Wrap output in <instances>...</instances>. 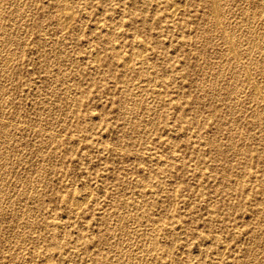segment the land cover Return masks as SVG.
<instances>
[{
    "label": "rangeland",
    "instance_id": "1",
    "mask_svg": "<svg viewBox=\"0 0 264 264\" xmlns=\"http://www.w3.org/2000/svg\"><path fill=\"white\" fill-rule=\"evenodd\" d=\"M19 1L0 0L1 8L5 2V6L0 12V14L5 12V14L3 13L0 15L2 17L0 19V35L2 36V38L0 36V46L1 48L5 47L6 50H8L7 52L5 48H0V61L4 60V58L6 59L5 64L0 66L2 67L0 68L2 69L0 70L1 75H5L4 77L0 76V83L2 82L0 84L2 86V88L0 86V110L2 114H0V117L2 116L0 119L2 122H0V156H2L5 151L7 152L4 153L2 158L0 157V177L4 174L0 178V204L2 206H0V264H10L11 262V264H98L96 262L97 259L105 260L103 263L106 264H264V262H262L264 259V219L262 218L264 217H260L262 216V213H264V159L258 158V155L264 150V133H261L264 132V121H262V123L260 121L250 123L252 119L251 117L258 112L264 111L262 110L264 109V43L263 46L262 43H259V41H264L262 40V38L264 39V0H257L258 2L256 0H248L249 2L247 0H213L216 2L217 7H220L218 11L220 12L219 16L221 17H219V25H216L213 20V13L210 10L211 5H209L211 0H180L179 4L184 2V6L180 5V8L174 13V15L169 11L170 0H23V3L25 2V4H22V0ZM29 1L30 3H28ZM240 1L241 4L239 3ZM253 1L259 4L254 5L256 3ZM260 1L261 5L263 4V7L260 5ZM1 2L3 4H1ZM6 2L8 4H6ZM221 2L222 4L224 3V5L226 4V7L222 6V4L219 6L218 4ZM229 2H236L235 6L233 5L232 7L233 3L228 5ZM20 3L23 6H21ZM247 3H249V5ZM243 4L244 6L246 5L247 8L244 7ZM25 5H28V7ZM61 6L74 13V19L71 23H68V25L63 23L59 24L60 22L57 19V14L62 9ZM80 6L83 8L82 10ZM251 6L252 8L250 9ZM259 6H261L260 9ZM230 7L232 9L235 7L233 10L234 13L232 12V9H229ZM18 8L22 10L20 11ZM25 8L27 10L24 12ZM77 8L81 11L78 12ZM204 8L206 10L205 13L208 10L207 15L203 12ZM10 10L12 12L11 14L13 16L15 15V17L11 14L8 15ZM249 11L251 14H248ZM24 13H26V16ZM231 15L232 17L229 18L228 16ZM27 16L28 18H24ZM226 16L228 18H226ZM6 17L8 18L5 19ZM10 17L12 18L11 21L9 20ZM143 17L146 19L145 25L142 23ZM239 17L242 21L238 19ZM245 17L247 21H245ZM80 20L83 23L79 22ZM112 20L114 22L111 23ZM6 21H8V23ZM49 21L52 22L49 23ZM204 21L207 22L203 26L202 24L205 23ZM9 22L11 23L9 24ZM20 22L23 23V26ZM96 22L99 23V25ZM101 22H104L103 25ZM255 22H258V24L260 23V25L258 26ZM78 23H81V26L80 24L78 25ZM169 23L171 25H169ZM3 24L6 26L4 27ZM82 24L86 25L83 26ZM221 24H224V26ZM65 25H67V27H65ZM254 25L257 26L255 27ZM240 26L244 28L243 31ZM81 27L82 29H80ZM212 27L214 30H212ZM238 27L240 29H238ZM20 28L23 30H19ZM107 28L111 30H108ZM235 28L237 31H235ZM70 29L72 30L70 31ZM94 29L97 32L94 31ZM117 29L119 30L117 31ZM18 30L21 31L22 34H20ZM254 30H256L258 34L262 31V36L259 34V36L256 35V38H254V35L257 34ZM234 31L237 32L236 35ZM111 32L112 34H110ZM9 34H13L12 38L14 39H12ZM15 34L20 36L17 35V37ZM28 34L31 35L28 36ZM231 35L232 37H230ZM131 36L133 37L131 38ZM45 37L46 39H44ZM235 37H237V39L241 37L242 39L239 38L238 40L240 41H237ZM226 38L231 40L234 38L232 41H236V44L234 42L233 45V50L235 49L234 52H231L228 48ZM5 39L7 40V45ZM134 39H141L142 42H145H143V44H147L145 45L146 47H144V51H142L143 53L140 52L138 46H136L137 41H135L134 44ZM10 40H12V44ZM98 40H101L102 42H97ZM252 40L255 41L252 42ZM2 42L4 44L3 46L1 45ZM255 43L256 45L258 44V48L255 46ZM85 44H89V46ZM202 44L204 47H201ZM242 45L244 47H242ZM247 46L253 47L249 49ZM11 47L12 49H10ZM44 47L45 49H43ZM65 48H67V51H65ZM255 48L258 49L259 53H255L257 50ZM18 49L20 50L18 51ZM220 49L222 50L220 51ZM56 51L59 52V55ZM89 51H93L95 54L98 52L102 55H100L101 57L98 55V60L97 55H95V59H91V57H89ZM202 51L204 52L202 53ZM213 51L215 52L213 53ZM239 51L242 53L241 56L244 57L240 56ZM235 52L238 53L236 54ZM7 53H9V56ZM210 53H213V55ZM246 53H248V55H246ZM3 54H6V56H3ZM116 54L121 56L125 54L126 56L128 55L127 58H132L129 59L130 62L127 66L128 69L127 67L121 68L122 64L120 61L117 63L115 62L112 66H107L102 62L104 57H110ZM238 54L240 58L236 56ZM125 55L123 57H126ZM138 55L141 56L139 57ZM235 56L238 58L233 59L232 57ZM51 57L57 58H52L51 61ZM220 57L222 58L220 59ZM228 57L231 60L228 59L226 61ZM247 57H249V60ZM252 59L255 60L253 61ZM73 60L74 62H72ZM92 60L95 61L91 62ZM139 60H145V64L144 61L142 62ZM223 60L226 62L224 63ZM46 61H49V63ZM53 62L56 63L53 65ZM135 62H137V64H135ZM1 63H4V61L0 62V65ZM47 63L49 65L52 64L51 67L48 66L47 68ZM6 64L8 65L6 66ZM134 64L138 68H136ZM214 64H216L215 67L217 66L216 69H211L215 68ZM234 64H236V66ZM147 65H149V67ZM151 66H153V68ZM198 66L200 70L198 69ZM8 67H10V69ZM15 67L17 68L15 69ZM60 67H63L62 70ZM237 67H239V69ZM3 68L6 71H3ZM13 68L15 70H13ZM53 68L56 70L54 71ZM208 69H211V72ZM143 71L148 72L150 75L146 72L145 73L149 75V77H147ZM203 71L207 72L205 73ZM230 71L232 73L231 75L229 73ZM4 72L8 74L6 75ZM138 72L140 73L138 74ZM11 73L13 74L12 76ZM204 73L206 75H203ZM59 74H61V76ZM211 74L215 76L217 74L218 76L213 77ZM233 75L237 76L236 80L232 78ZM8 76L10 79H8ZM135 76L136 78H134ZM142 76L143 78H141ZM200 76H206V78L204 79V77L202 78ZM248 77H250V80ZM3 78L5 82H3ZM138 79L141 81L139 82ZM201 79L203 82L200 81ZM63 80H65V85ZM136 80H138L136 82L137 84L135 83ZM158 80L159 85L157 83ZM68 81L71 82V84L67 83ZM144 81H147V83ZM50 82H54V84L52 85ZM193 82H196V84ZM201 82H205L203 86ZM155 84L156 87H154ZM199 85L200 87H198ZM130 86L131 88L129 89ZM150 86H153L155 89H153V87L150 88ZM213 86L214 90L217 88L218 90L214 91L211 89L210 91V88H213ZM233 86L236 87L231 89ZM144 88L145 92L143 93ZM156 88L159 89V91ZM240 88H242V90L245 89V92ZM250 88H252V90ZM4 89L5 92L1 91ZM151 89L153 93L151 92ZM135 90L139 91L136 92ZM7 91L12 93L9 92L10 94H8ZM251 91L253 93L255 92V95ZM51 92L53 93L51 94ZM69 92L72 94L70 95ZM148 92L149 96L147 94ZM157 92H160V96ZM1 93L6 94L1 95ZM15 93L17 94L16 96H14ZM154 93H156V95ZM211 93H213V95H211ZM237 93L239 94L237 95ZM251 93L252 95H250ZM218 94L220 95L218 96ZM138 96L140 98H138ZM7 97H10L11 99ZM251 97H253L252 101ZM148 98L151 101L149 100L150 102L148 101L147 103L145 100H148ZM125 99H127L126 103ZM139 99L141 100V103L139 102ZM133 100L134 105L132 106ZM157 100L160 102H157ZM209 100H211V102H209ZM244 100L245 102H243ZM119 101H124L125 107L123 111L117 107V102ZM173 101L179 103L180 105L178 106L181 108H172L169 104ZM205 101L207 103H205ZM143 102L144 106H142ZM8 103L10 104L8 105ZM248 103L249 105H246ZM3 104L6 105L2 106ZM199 104L201 105L199 106ZM238 105H240V107ZM241 105H245V109L237 110V108H244ZM130 106L133 109L135 106L136 108L131 112L132 108L130 109ZM5 108H7L8 112ZM69 108L70 110H68ZM228 108H230V110H228ZM128 109H130V112ZM49 110L51 112H49ZM65 110H67V114ZM243 110L244 113L242 112ZM127 112H129V116L126 114ZM130 113L132 114L130 115ZM181 114L183 115V119L179 118ZM136 115L138 116L136 117ZM12 116L14 117L12 118ZM126 116H128V118ZM146 118L148 121L150 119V122L147 121V124L149 125L144 122ZM141 121L144 122V126L146 125L144 128ZM136 122L138 123L139 128L134 131L132 127L134 124H137ZM52 123L54 125H51ZM32 126L33 128H31ZM129 127H131L130 130ZM233 128L236 129L232 130ZM102 130L103 132H101ZM7 132L9 135L11 134V136L6 134ZM5 135L8 136V138L7 136L6 138L9 141H6V139L3 140ZM128 135H130V137ZM137 137L138 139L135 143V139L133 138ZM242 137H244V139ZM212 138L217 141L221 148V154H219V151H217L211 143L210 140ZM230 138L232 139L231 141H229ZM20 139L21 142H19ZM234 140L236 142H234ZM16 142L18 143L17 145H15ZM37 142H39V145H36ZM233 142L234 145L236 144L235 146L233 145ZM10 144L12 145L11 148ZM22 146L23 148H26V150L23 149ZM246 147L250 148V151H248L250 154L245 153ZM140 150H144V154ZM44 151H46V153ZM158 154H160L161 157ZM153 156H157V158H154ZM8 157L9 159H6ZM47 158L50 160L47 162L52 166L51 168L47 167ZM119 159L121 161H119ZM35 161L38 163L36 164ZM155 165H157V167ZM161 166H167V169L163 171L160 169ZM28 169H30V171ZM31 169L33 171H31ZM153 170L159 171L157 172L158 174H155ZM4 171H6V173ZM45 171L46 173H44ZM161 173L163 176L160 175ZM152 174L154 176H152ZM151 176L153 178H151ZM160 176L161 178H159ZM37 181L39 182L36 183ZM126 181L128 183H126ZM36 184H38L39 187ZM86 185L88 188H86ZM138 185H140V189L138 188ZM91 186L92 189L90 188ZM143 186L145 188H142ZM27 188H29V192L27 191ZM73 188H75V191H73ZM148 189L149 191H147ZM168 190H170V192ZM71 191L79 197L85 196L80 208L77 210L73 209L71 204L73 196ZM87 192L91 194L87 195ZM147 192H149V194ZM60 198H65V202L58 207L57 202ZM120 201L127 204L126 207L121 206ZM68 203L70 204L68 205ZM139 203L142 205L140 206ZM19 215L20 217H18ZM120 215L121 219H119ZM104 217L107 219L106 223H103L102 218ZM18 218H20V221ZM23 218L24 220H22ZM119 220H121V223ZM262 223L263 225H261ZM40 224L44 225L45 230L39 227ZM120 226L126 228L125 233H120L118 230ZM252 226L256 230L252 228ZM106 228H109L111 231L105 236V239L101 241L99 239V234L106 230ZM53 232H56L57 239L49 241L47 238ZM114 233L115 239H113ZM103 234L104 233H102V235ZM122 235L125 236L123 237ZM253 238H257V240L255 241ZM201 243L204 244V247ZM115 245L116 247L114 248ZM167 245H170L169 249H165ZM224 245L226 246L224 247ZM141 247L144 249L142 250ZM221 250H223V253L220 252ZM124 251L126 252L124 253ZM177 251L180 254H178ZM141 253L144 254L141 255ZM131 254L136 255V257ZM137 254H140L139 257ZM34 260L36 261L34 262ZM249 261H251V263Z\"/></svg>",
    "mask_w": 264,
    "mask_h": 264
},
{
    "label": "bare ground",
    "instance_id": "2",
    "mask_svg": "<svg viewBox=\"0 0 264 264\" xmlns=\"http://www.w3.org/2000/svg\"><path fill=\"white\" fill-rule=\"evenodd\" d=\"M11 1H12V0H11ZM18 1H19V0H18ZM20 1H21V0H20ZM20 1H19V2H20ZM24 1H25V0H24ZM33 1H34V0H33ZM68 1H69V0H68ZM155 1H156V0H155ZM179 1H180V0H170V10H169V11H171L173 15H174V13H176V11L180 8V5H183V4H184L183 1H182L183 3L179 4ZM189 1H190V0H189ZM191 1H192V0H191ZM215 1H217V0H215ZM222 1H223V0H222ZM233 1H235V0H233ZM236 1H237V0H236ZM247 1H248V0H247ZM256 1H257V0H256ZM21 2H22V4H25V2L23 3V0H22ZM26 2H27V1H26ZM53 2H54V1H53ZM116 2H117V1H116ZM148 2H149V1H148ZM208 2H209V1H208ZM208 2H207V3H208ZM248 2H249V1H248ZM253 2L256 3V4H254V5H258V4H259V3L257 4L258 1H257V2L253 1ZM253 2H251V3H253ZM262 2H263V1H262ZM28 3H30V1H29ZM28 3H27V4H28ZM31 3H32V1H31ZM72 3H73V2H72ZM190 3H191V2H190ZM229 3H230V4H229ZM229 3H228V5H231L233 2H232V3L229 2ZM235 3H236V2H235ZM235 3L232 4V7H233V5L235 6ZM239 3L241 4V1H240ZM1 4H3V3L1 2ZM6 4H8V3L6 2ZM12 4H13V3H12ZM17 4H18V2H17ZM69 4H70V3H69ZM69 4H68V5H69ZM205 4H206V3H205ZM220 4H222V2L219 3L218 5L220 6ZM247 4L249 5V3H247ZM9 5H10V3H9ZM18 5H19V4H18ZM20 5H21V3H20ZM28 5H29V4H28ZM28 5H27V6L25 5V6L28 7ZM37 5H38V4H37ZM46 5H47V4H46ZM50 5H51V4H50ZM70 5H71V4H70ZM70 5H69V6H70ZM73 5H74V4H73ZM109 5H110V4H109ZM189 5H190V4H189ZM209 5H211V9H210V10H211V12L213 13V20H214L215 24L217 25V24L219 23L218 21H220V20H219V17H220V16H219V13H220V12H218L220 7L218 8L216 2H214L213 0H211V1L209 2ZM225 5H226V4H225ZM225 5H224V3L222 4V6L226 7ZM254 5H252V6H254ZM260 5H261V1H260ZM262 5H263V4H262ZM262 5H261V6H262ZM2 6H3V7L5 6V2H4V5H2ZM21 6H23V5H21ZM29 6H30V5H29ZM64 6H65V5H64ZM69 6H68V8H69ZM74 6H75V5H74ZM74 6H73V8H74ZM78 6H79V5H78ZM82 6H83V4H82ZM183 6H184V5H183ZM205 6H206V5H205ZM222 6H221V7H222ZM240 6H241V5H240ZM243 6H244V4H243ZM243 6H241V7H243ZM252 6L250 7V9L252 8ZM261 6H259V9L261 8ZM3 7H2V8H3ZM13 7H15V6H13ZM56 7H57V6H56ZM166 7H167V6H166ZM187 7H188V6H187ZM241 7H240V8H241ZM244 7H246V5H245ZM254 7H255V6H254ZM256 7H257V6H256ZM262 7H263V6H262ZM0 8H1V6H0ZM2 8L0 9V12H1ZM15 8H17V7H15ZM15 8H14V9H15ZM23 8H24V7H23ZM31 8H32V6H31ZM61 8H62V6H61ZM70 8H71V7H70ZM75 8H76V7H75ZM78 8H79V7H78ZM78 8H77V9H78ZM80 8H81V6H80ZM168 8H169V7H168ZM168 8H167V9H168ZM234 8H235V7H234ZM234 8L232 9V8L230 7L229 9H232V12H233ZM237 8H238V7H237ZM246 8H247V7H246ZM248 8H249V7H248ZM4 9H5V8H4ZM9 9H10V6H9ZM12 9H13V8H12ZM12 9H11V10H12ZM18 9H20V8H18ZM58 9H59V8H58ZM82 9H83V8H81V10H82ZM119 9H120V8H119ZM182 9H183V8H182ZM221 9H223V8H221ZM243 9H244V8H243ZM253 9H254V8H253ZM253 9H252V11H253ZM257 9H258V7H257ZM262 9H263V8H262ZM11 10H10V13L8 12V15L12 13ZM15 10H16V9H15ZM21 10H22V9H20V11H21ZM23 10H24V9H23ZM26 10H27V9L25 8L24 12H25ZM33 10H34V6H33ZM46 10H47V9H46ZM59 10H60V9H59ZM81 10H80V11H81ZM210 10H209V11H210ZM240 10H241V9H240ZM245 10H247V9H245ZM245 10H244V11H245ZM254 10H256V9H254ZM12 11H13V10H12ZM18 11H19V10H18ZM31 11H32V10H31ZM38 11H39V10H38ZM80 11H79V9H78V12H80ZM165 11H166V10H165ZM167 11H168V10H167ZM205 11H206V10H205V8H204V11H203V12L205 13ZM228 11H229V10H228ZM228 11H227V12H228ZM236 11H238V10H236ZM236 11H235V12H236ZM15 12H17V11H15ZM15 12H13V13H15ZM47 12H49V11H47ZM73 12H75V11H73ZM98 12H99V11H98ZM121 12H122V11H121ZM207 12H208V10H207ZM207 12L205 13L206 15H207ZM221 12H222V11H221ZM224 12H225V11H224ZM227 12H226V13H227ZM242 12H243V10H242ZM245 12H246V11H245ZM257 12H260V11H257ZM3 13L5 14V12H3ZM3 13H1V14H3ZM19 13H20V12H19ZM19 13H17V14H19ZM54 13H55V12H54ZM169 13H170V12H169ZM230 13H231V10H230ZM230 13H229V14H230ZM233 13H234V12H233ZM236 13H237V12H236ZM252 13H253V15H254V11H253ZM1 14H0V15H1ZM24 14H25V16H26V13H24ZM50 14H51V13H50ZM75 14H76V13H75ZM80 14H81V13H80ZM85 14H86V13H85ZM85 14H84V15H85ZM108 14H109V13H108ZM223 14H224V13H223ZM248 14H251L250 11H249ZM248 14H247V16H248ZM11 15H12V14H11ZM41 15H42V14H41ZM46 15H47V14H46ZM170 15H171V14H170ZM232 15H233V14H232ZM232 15H231V16H228V17L230 18V17H232ZM235 15H236V14H235ZM256 15H258V14H256ZM12 16H13V15H12ZM16 16H17V15H16ZM21 16H24V15H21ZM32 16H33V15H32ZM241 16H242V15H241ZM13 17H15V15H14ZM169 17H170V16H169ZM205 17H206V16H205ZM228 17L226 16V18H228ZM250 17H251V15H250ZM258 17H259V16H258ZM1 18H2V17L0 16V19H1ZM7 18H8V17H6L5 19H7ZM10 18H11V17H10ZM10 18H9V20L11 21L12 18H11V19H10ZM21 18H22V17H21ZM24 18H28V16H27V17H24ZM24 18H23V19H24ZM84 18H85V17H84ZM100 18H101V16H100ZM210 18H211V17H210ZM220 18H221V17H220ZM247 18H248V17H247ZM262 18H263V17H262ZM15 19H16V18H15ZM40 19H41V18H40ZM57 19H58V21L60 22L59 24L63 23V24H67V25H68V23H71L72 20L74 19V13H72L71 10H67V9H65V7H64V8H62V9L58 12V14H57ZM80 19H83V18H80ZM115 19H116V18H115ZM205 19H206V18H205ZM224 19H225V18H224ZM238 19H240V17H239ZM251 19H252V17H251ZM259 19H260V18H259ZM263 19H264V18H263ZM9 20H8V21H9ZM19 20H20V18H19ZM25 20H26V19H25ZM55 20H56V19H55ZM85 20H86V19H85ZM104 20H105V19H104ZM142 20H143V21H142L143 25H145V23H146V19H145V17H143ZM232 20H233V19H232ZM235 20H236V19H235ZM249 20H250V18H249ZM249 20H248V22H249ZM254 20H256V19H254ZM254 20H253V21H254ZM8 21H6V22L8 23ZM13 21H14V20H13ZM15 21H17V20H15ZM20 21H21V20H20ZM22 21H23V20H22ZM29 21H30V20H29ZM102 21H103V20H102ZM207 21H208V20H207ZM207 21H206V22H207ZM240 21H242V20L240 19ZM245 21H247L246 17H245ZM256 21H257V20H256ZM6 22H5V23H6ZM24 22H25V21H24ZM31 22H32V21H31ZM47 22H48V20H47ZM50 22H52V21H49V23H50ZM79 22H81V20H80ZM85 22H87V21H85ZM97 22H98V21H97ZM97 22H96V23H97ZM109 22H110V21H109ZM112 22H114V21L112 20L111 23H112ZM173 22H174V21H173ZM204 22H205V21H204ZM206 22H205L204 24H202V25L204 26V25L206 24ZM209 22H210V19H209ZM214 22H213V23H214ZM229 22H230V21H229ZM0 23H1V22H0ZM5 23H4V24H5ZM10 23H11V22H9V24H10ZM13 23H14V22H13ZM18 23H19V22H18ZM21 23H22V22H20V24H21ZM28 23H29V22H28ZM76 23H77V19H76ZM81 23H83V22H81ZM81 23H78V25L80 24V26H81ZM96 23H95V24H96ZM101 23H102V22H101ZM103 23H104V22H103ZM103 23H102V25H103ZM220 23H221V22H220ZM222 23H223V21H222ZM227 23H228V22H227ZM255 23L258 24V22H255ZM4 24H3V25H4ZM56 24H57V23H56ZM97 24L99 25V23H97ZM209 24H210V23H209ZM232 24H233V23H232ZM232 24H231V25H232ZM243 24H246V23H243ZM243 24H242V26H243ZM248 24H249V23H248ZM248 24H247V25H248ZM262 24H263V23H262ZM14 25H15V24H14ZM25 25H26V23H25ZM51 25H52V24H51ZM67 25H65V27H67ZM82 25L84 26V25H86V24H82ZM169 25H171V24L169 23ZM197 25H198V24H197ZM212 25H213V24H212ZM212 25H210V26H212ZM216 25H215V29H216ZM218 25H219V24H218ZM221 25L224 26V24H221ZM259 25H260V23L258 24V26H259ZM5 26H6V25H4V27H5ZM16 26H17V23H16ZM18 26H19V25H18ZM22 26H23V23H22ZM47 26H48V25H47ZM80 26H78V27H80ZM94 26H95V25H94ZM104 26H107V25H104ZM112 26H113V24H112ZM114 26H115V25H114ZM116 26H117V25H116ZM172 26H174V25H172ZM200 26H201V25H200ZM200 26H199V27H200ZM210 26H208V27H210ZM251 26H252V25H251ZM251 26H250V27H251ZM254 26H255V25H254ZM256 26H257V25H256ZM256 26H255V27H256ZM261 26H262V25H261ZM261 26H260V27H261ZM0 27H1V26H0ZM2 27H3V26H2ZM4 27H3V28H4ZM14 27H15V26H14ZM25 27H26V26H25ZM43 27H45V26H43ZM55 27H56V26H55ZM76 27H77V26H76ZM96 27H97V26H96ZM162 27H163V26H162ZM164 27H165V26H164ZM166 27H167V26H166ZM213 27H214V26H213ZM213 27H212V30H214ZM221 27H222V26H221ZM228 27H229V26H228ZM228 27H227V28H228ZM236 27H237V26H236ZM243 27H244V26H243ZM252 27H253V26H252ZM263 27H264V25H263ZM11 28H12V27H11ZM11 28H10V29H11ZM22 28H23V27H22ZM27 28H28V27H27ZM27 28H26V29H27ZM101 28H102V27H101ZM104 28H105V27H104ZM104 28H103V29H104ZM114 28H115V27H114ZM135 28H136V27H135ZM171 28H172V27H171ZM202 28H203V27H202ZM205 28H206V26H205ZM240 28H242V27L240 26ZM240 28L238 27V29H240ZM257 28H258V27H257ZM1 29H2V28H1ZM6 29H7V28H6ZM13 29H16V28H13ZM17 29H18V28H17ZM24 29H25V28H24ZM46 29H47V28H46ZM65 29H66V28H65ZM65 29H64V30H65ZM75 29H76V28H75ZM80 29H82V27H81ZM95 29H96V28H95ZM95 29H94V31H96ZM98 29H99V28H98ZM107 29H108V28H107ZM107 29H105V30H107ZM164 29H165V28H164ZM209 29H210V28H209ZM219 29H220V28H219ZM222 29H223V28H222ZM235 29H236V28H235ZM243 29H244V28H242V31H243ZM245 29H246V27H245ZM259 29H260V28H259ZM3 30H4V29H3ZM7 30H8V29H7ZM7 30H6V31H7ZM19 30H23V29L20 28ZM19 30H18V31H19ZM27 30H28V29H27ZM60 30H61V29H60ZM62 30H63V28H62ZM71 30H72V29H70V31H71ZM108 30H111V29H108ZM113 30H114V29H113ZM118 30H119V29H117V31H118ZM161 30H162V29H161ZM165 30H166V29H165ZM203 30H204V28H203ZM205 30H206V29H205ZM207 30H208V28H207ZM207 30H206V31H207ZM210 30H211V29H210ZM210 30H209V31H210ZM212 30H211V31H212ZM220 30H221V29H220ZM225 30H226V29H225ZM229 30H230V29H229ZM229 30H228V31H229ZM261 30H262V28H261ZM263 30H264V29H263ZM18 31H17V32H18ZM46 31H48V30H46ZM66 31H67V30H66ZM75 31H76V30H75ZM78 31H79V30H78ZM100 31H101V29H100ZM100 31H99V33H100ZM123 31H124V30H123ZM149 31H150V30H149ZM166 31H167V30H166ZM217 31H218V30H217ZM231 31H232V30H231ZM235 31H237V29H236ZM235 31H234V32H235ZM240 31H241V30H240ZM244 31H245V30H244ZM257 31H258V30H257ZM8 32H9V31H8ZM15 32H16V30H15ZM19 32H20V34H22L21 31H19ZM22 32H23V31H22ZM96 32H97V31H96ZM101 32H102V31H101ZM104 32H105V31H104ZM104 32H103V33H104ZM109 32H110V31H109ZM114 32H115V31H114ZM151 32H152V31H151ZM156 32H157V31H156ZM204 32H205V31H204ZM218 32H219V31H218ZM254 32H256V30H254ZM261 32H262V31H261ZM261 32L259 33L260 35H261ZM2 33H3V31H2ZM4 33H5V32H4ZM10 33H12V32H10ZM25 33H26V32H25ZM61 33H62V31H61ZM74 33H75V32H74ZM76 33H77V32H76ZM94 33H95V32H94ZM105 33H106V32H105ZM130 33H131V32H130ZM134 33H135V32H134ZM160 33H162V32H160ZM166 33H167V32H166ZM219 33H220V32H219ZM221 33H222V32H221ZM228 33H229V32H228ZM236 33H237V32H235V35H236ZM249 33H250V32H249ZM256 33H257V32H256ZM7 34H8V33H7ZM13 34H14V32H13ZM13 34H12V35H13ZM18 34H19V33H18ZM18 34H17V35H18ZM45 34H46V33H45ZM101 34H102V33H101ZM110 34H112V32H111ZM135 34H136V33H135ZM167 34H168V33H167ZM225 34H226V33H225ZM254 34H255V33H254ZM254 34H253V35H254ZM259 34H258V33L255 34V35H254V36H255L254 38H256V35L259 36ZM3 35H4V34H3ZM12 35L9 34V36H10L11 38L13 37ZM15 35H16V34H15ZM17 35H16V36H17ZM23 35H24V34H23ZM30 35H31V34H30ZM30 35L28 34V36H30ZM59 35H60V34H59ZM59 35H57V36H59ZM73 35H74V34H73ZM99 35H100V34H99ZM136 35H137V34H136ZM161 35H162V34H161ZM201 35H202V32H201ZM211 35H212V34H211ZM211 35H210V36H211ZM232 35H233V34H232ZM232 35H231L230 37H232ZM235 35H233V36H235ZM239 35L242 36L243 33H242V35H241V34H239ZM249 35H250V34H249ZM0 36H1V35H0ZM18 36H20V35H18ZM18 36H17V37H18ZM64 36H65V35H64ZM69 36H71V35H69ZM92 36H93V34H92ZM180 36H181V35H180ZM205 36H208V35H205ZM212 36H214V35H212ZM212 36H211V37H212ZM217 36H219V35H217ZM228 36H229V35H228ZM261 36H262V35H261ZM261 36H260V37H261ZM7 37H8V36H7ZM10 37H9V38H10ZM24 37H25V35H24ZM43 37H44V36H43ZM72 37H73V36H72ZM79 37H80V36H79ZM109 37H110V36H109ZM126 37H127V36H126ZM132 37H133V36H131V38H132ZM203 37H204V36H203ZM211 37H210V38H211ZM219 37H220V36H219ZM245 37H246V35H245ZM1 38H2V36H1ZM4 38H5V37H4ZM9 38H8V40H9ZM40 38H41V37H40ZM63 38H64V37H63ZM73 38H75V37H73ZM77 38H78V37H77ZM110 38H111V37H110ZM110 38H109V39H110ZM161 38H162V37H161ZM204 38H205V37H204ZM213 38H215V37H213ZM235 38L237 39V37H235ZM239 38H241V37H239ZM239 38H238V39H239ZM243 38H244V37H243ZM246 38H247V37H246ZM250 38H252V37H250ZM12 39H14V38H12ZM17 39H18V38H17ZM38 39H39V38H38ZM44 39H46V37H45ZM55 39H56V38H55ZM99 39H100V38H99ZM107 39H108V37H107ZM141 39H142V38H141ZM141 39H140V40H135V39H134V44H135V41H137V42H136V46H138L140 52L144 51V47H146L145 45H147V44H143L144 41L142 42ZM164 39H165V38H164ZM233 39H234V38H233ZM233 39H232V40H233ZM236 39H235V40H236ZM238 39H237V41H240V40H238ZM241 39H242V38H241ZM0 40H1V39H0ZM18 40H20V39H18ZM18 40H17V41H18ZM61 40H63V39H61ZM128 40H129V39H128ZM200 40H201V39H200ZM208 40H209V38H208ZM210 40H211V39H210ZM232 40L229 39V38H226V43L228 44V48L230 49V51H231V52H232V51L234 52L235 49L233 50V47H234L233 45H234V42H235V44H236V41H232ZM243 40H244V39H243ZM260 40H261V39H260ZM262 40H264V39L262 38ZM2 41H3V40H2ZM6 41H7V40L5 39V43H6ZM11 41H12V40H10V42H11ZM42 41H43V40H42ZM47 41H48V40H47ZM64 41H65V40H64ZM113 41H114V40H113ZM116 41H117V40H116ZM132 41H133V40H132ZM146 41H147V40H146ZM191 41H193V40H191ZM196 41H197V40H196ZM246 41H247V40H246ZM246 41H245V42H246ZM249 41H250V40H249ZM249 41H248V42H249ZM254 41H255V40H254ZM254 41L252 40V42H254ZM257 41H258V40H257ZM0 42H1V41H0ZM10 42H9V43H10ZM62 42H63V41H62ZM68 42H69V41H68ZM97 42H102V41H101V40H98ZM197 42H198V41H197ZM208 42H209V41H208ZM210 42H211V41H210ZM241 42H243V41H241ZM9 43H8V44H9ZM13 43H14V42H13ZM56 43H57V42H56ZM64 43H66V42H64ZM69 43H70V42H69ZM132 43H133V42H132ZM144 43H145V42H144ZM238 43H239V42H238ZM259 43H260V44L262 43V46H263L264 41H262V42L259 41ZM11 44H12V42H11ZM47 44H48V43H47ZM113 44H114V43H113ZM206 44H207V43H206ZM243 44H245V43L243 42ZM251 44H252V43H251ZM253 44H254V43H253ZM1 45H2V46L4 45L3 42H2ZM6 45H7V43H6ZM6 45H5V46H6ZM13 45H14V44H13ZM42 45H43V44H42ZM45 45H46V44H45ZM50 45H51V44H50ZM54 45H55V44H54ZM59 45H60V44H59ZM62 45H63V44H62ZM85 45H88V46H89V44H85ZM118 45H119V43H118ZM118 45H117V46H118ZM246 45H247V44H246ZM248 45H249V43H248ZM257 45H258V44H257ZM257 45H256V43H255V46H257ZM11 46H12V45H11ZM16 46H17V45H16ZM16 46H15V47H16ZM26 46H27V45H26ZM47 46H49V45H47ZM51 46H52V45H51ZM63 46H64V45H63ZM117 46H116V48H117ZM149 46H150V45H149ZM202 46H203V44L201 45V47H202ZM222 46H223V45H222ZM255 46H254V47H255ZM259 46H260V45H259ZM7 47H8V46H7ZM66 47H67V44H66ZM112 47H113V46H112ZM203 47H204V46H203ZM238 47H239V46H238ZM242 47H244V46L242 45ZM247 47H248V46H247ZM252 47H253V46H252ZM252 47H248V48L250 49V48H252ZM0 48H1V46H0ZM2 48L4 49L5 47H2ZM2 48H1V49H2ZM19 48H20V46H19ZM61 48H62V47H61ZM85 48H86V46H85ZM128 48H129V47H128ZM131 48H132V47H131ZM136 48H137V47H136ZM220 48H221V47H220ZM222 48L225 49L224 47H222ZM248 48H247V49H248ZM257 48H258V46H257ZM257 48H255V49H257ZM262 48H263V47H262ZM8 49H9V48H8ZM10 49H12V47H11ZM13 49H14V51H15L14 46H13ZM43 49H45V47H44ZM51 49H52V48H51ZM86 49H87V48H86ZM100 49H101V47H100ZM111 49H112V48H111ZM118 49H119V47H118ZM134 49H135V48H134ZM168 49H169V48H168ZM202 49H204V48H202ZM239 49H240V47H239ZM239 49H238V50H239ZM242 49H243V48H242ZM247 49H246V50H247ZM260 49H261V48H260ZM260 49H259V50H260ZM5 50H6V48H5ZM19 50H20V49H18V51H19ZM52 50H53V49H52ZM61 50H62V49H61ZM63 50H64V48H63ZM63 50H62V51H63ZM87 50H88V49H87ZM92 50H93V49H92ZM101 50H102V49H101ZM112 50H113V49H112ZM116 50H117V49H116ZM221 50H222V49H220V51H221ZM238 50H237V51H238ZM263 50H264V48H263ZM2 51H4V50H2ZM6 51L8 52V50H6ZM11 51H12V50H11ZM11 51H10V52H11ZM16 51H17V48H16ZM21 51H22V50H21ZM23 51H24V50H23ZM62 51H60V52H62ZM65 51H67V48H65ZM65 51H64V52H65ZM98 51H99V50H98ZM132 51H133V48H132ZM146 51H147V50H146ZM196 51H197V49H196ZM204 51H205V50H204ZM204 51H202V53H203ZM210 51H211V50H210ZM240 51H241V49H240ZM240 51H239V54H240V56H241L242 53H240ZM242 51H243V50H242ZM249 51H250V50H249ZM251 51H252V50H251ZM261 51H262V50H261ZM76 52H77V51H76ZM94 52H95V50H94ZM102 52H103V51H102ZM133 52H134V51H133ZM198 52H199V51H198ZM214 52H215V51H213V53H214ZM216 52H217V51H216ZM231 52H229V53H231ZM246 52H248V51H246ZM256 52L259 53V52H258V49L255 51V53H256ZM0 53H1V52H0ZM5 53H6V52H5ZM14 53H15V52H14ZM18 53H19V52H18ZM20 53H21V52H20ZM39 53H40V52H39ZM42 53H43V52H42ZM42 53H41V54H42ZM50 53H51V51H50ZM52 53H53V51H52ZM56 53L58 54L59 52L56 51ZM65 53H66V52H65ZM96 53H97V54L93 53V51H89V57H91V59H95V55H97V56H98V55H99V56L102 55V54H100V53H98V52H96ZM123 53H124V52H123ZM142 53H143V52H142ZM200 53H201V52H200ZM213 53H210V54L213 55ZM219 53H220V52H219ZM224 53H225V51H224ZM224 53H223V54H224ZM235 53H236V52H235ZM237 53H238V52H237ZM237 53H236V54H237ZM253 53H254V52H253ZM260 53H261V52H260ZM263 53H264V52H263ZM7 54H8V56H9V53H7ZM76 54H77V53H76ZM86 54H87V53H86ZM148 54H149V53H148ZM221 54H222V52H221ZM239 54L236 55V56L239 57ZM11 55H12V54H11ZM58 55H59V54H58ZM61 55H62V53H61ZM122 55H123V54H122ZM124 55H125V54H124ZM124 55H123V56H124ZM135 55H136V54H135ZM141 55H142V54H141ZM141 55H138V56L140 57ZM214 55H215V54H214ZM217 55H218V54H217ZM224 55H225V54H224ZM226 55H228V54H226ZM246 55H248V53H246ZM258 55H260V54H258ZM3 56H6V54H3ZM3 56H2V57H3ZM8 56H7V57H8ZM30 56H31V55H30ZM45 56H46V54H45ZM55 56H57V55H55ZM65 56H67V55H65ZM99 56L97 57V60H98ZM123 56L118 55V54H116V55H114V56H110V57H104V56H103L104 58L102 59V62H103L104 64H106L107 66H112L115 62L117 63L118 61H120L121 64H122V65H121V68H122V67H127V66L129 65V62H130L129 59H132V58H127L128 55H127V56L125 55L126 57H123ZM236 56H235V57H232V58H233V59L238 58V57H236ZM2 57H1V58H2ZM47 57H48V56H47ZM57 57H58V56H57ZM57 57H55V58H57ZM86 57H87V56H86ZM86 57H85V58H86ZM100 57H101V56H100ZM130 57H131V56H130ZM134 57H135V56H134ZM139 57H138V58H139ZM143 57H144V56H143ZM180 57H181V56H180ZM222 57H223V55H222ZM222 57H220V59H221ZM241 57H244V56H241ZM254 57H255V56H254ZM254 57H253V58H254ZM263 57H264V56H263ZM3 58H4V57H3ZM3 58H2V59H3ZM17 58H18V57H17ZM49 58H50V57H49ZM49 58H48V59H49ZM52 58H53V57H51V59H50L51 61H52ZM55 58H53V59H55ZM63 58H65V57H63ZM66 58H68V57H66ZM217 58H218V57H217ZM230 58H231V57H230ZM239 58H240V57H239ZM247 58H248V60H249V57H247ZM261 58H262V57H261ZM18 59H19V58H18ZM75 59H76V58H75ZM88 59H89V58H88ZM196 59H197V58H196ZM209 59H210V58H209ZM228 59H229V57L226 59V61H227ZM5 60H6V59L4 58V60L0 61V62H3V61H4V63H1L0 66H2V64H5ZM10 60H11V59H10ZM14 60H15V57H14ZM46 60H47V59H46ZM50 60H49V61H50ZM224 60H225V59H224ZM224 60H223V61H224ZM229 60H231V59H229ZM239 60H240V59H239ZM252 60H253V59H252ZM252 60H251V61H252ZM254 60H255V59H254ZM254 60H253V61H254ZM256 60H258V59H256ZM49 61H46V62L49 63ZM53 61H55V60H53ZM85 61H86V59H85ZM93 61H95V60H92L91 62H93ZM134 61H135V60H134ZM139 61H142V60H139ZM143 61H144V64H145V60H143ZM143 61H142V62H143ZM184 61H185V60H184ZM226 61H224V63H225ZM235 61H236V60H235ZM251 61H250V62H251ZM6 62H7V61H6ZM15 62H16V61H15ZM46 62H45V63H46ZM60 62H61V60H60ZM72 62H74V60H73ZM82 62H83V61H82ZM91 62H90V63H91ZM97 62H98V61H97ZM137 62H138V61H137ZM137 62H135V64H137ZM196 62H197V61H196ZM237 62H238V61H237ZM242 62H243V61H242ZM258 62H259V61H258ZM48 63H47V68H48V66L51 67V65H52V64L49 65ZM55 63H56V62H55ZM55 63L53 62V65H54ZM67 63H68V62H67ZM70 63H71V62H70ZM140 63H141V62H140ZM149 63H150V62H149ZM219 63H220V62H219ZM230 63H231V61H230ZM245 63H246V62H245ZM253 63H254V62H253ZM263 63H264V62H263ZM73 64H74V63H73ZM135 64H134V65H135ZM183 64H184V63H183ZM216 64H217V62H216ZM216 64H214V67H215ZM221 64H222V63H221ZM237 64H238V63H237ZM7 65H8V64H6V66H7ZM12 65H13V63H12ZM12 65H10V66H12ZM17 65H18V64H17ZM20 65H21V64H20ZM40 65H41V64H40ZM45 65H46V64H45ZM115 65H116V64H115ZM234 65L236 66V64H234ZM239 65H240V64H239ZM239 65H238V66H239ZM248 65H250V64H248ZM253 65H254V64H253ZM3 66H4V65H3ZM60 66H61V63H60ZM74 66H75V65H74ZM84 66H85V65H84ZM90 66H91V65H90ZM135 66H136V65H135ZM140 66H141V65H140ZM147 66L149 67V65H147ZM201 66H202V65H201ZM243 66H246V65H243ZM256 66H257V64H256ZM256 66H255V67H256ZM259 66H260V65H259ZM52 67H53V66H52ZM66 67H67V66H66ZM66 67H64V68H66ZM71 67H73V66H71ZM148 67H147V68H148ZM151 67L153 68V66H151ZM158 67H159V66H158ZM206 67H207V66H206ZM212 67H213V64H212ZM216 67H217V66H216ZM216 67H215V68H211V69H216ZM219 67H220V65H219ZM219 67H218V68H219ZM221 67H222V66H221ZM248 67H249V66H248ZM260 67H261V66H260ZM0 68H2V67H0ZM8 68L10 69V67H8ZM16 68H17V67H15V69H16ZM57 68H58V67H57ZM62 68H63V67H60L61 70H62ZM108 68H109V67H108ZM136 68H138V67L136 66ZM140 68H141V67H140ZM145 68H146V67H145ZM145 68H144V69H145ZM237 68L239 69V67H237ZM240 68H243V67H240ZM9 69H7V70H9ZM15 69L13 68V70H15ZM53 69H54V68H53ZM53 69H52V71H53ZM94 69H95V68H94ZM127 69H128V67H127ZM127 69H126V70H127ZM134 69H135V67H134ZM142 69H143V68H142ZM198 69L200 70L199 66H198ZM198 69H197V70H198ZM204 69H205V68H204ZM211 69H210V70L208 69V70L211 72ZM230 69H231V68H230ZM246 69H247V67H246ZM259 69H260V68H259ZM0 70H2V69H0ZM4 70H5V69L3 68V71H4ZM13 70H11V71H13ZM17 70H18V69H17ZM40 70H41V69H40ZM50 70H51V68H50ZM55 70H56V69H54V71H55ZM73 70H74V69H73ZM88 70H89V69H88ZM150 70H151V69H150ZM208 70H207V71H208ZM222 70H223V68H222ZM228 70H229V69H228ZM5 71H6V70H5ZM42 71H43V70H42ZM54 71H53V72H54ZM57 71H58V70H57ZM65 71H67V70H65ZM81 71H82V70H81ZM146 71H148V70H146ZM146 71H145V72H146ZM207 71H206V72H207ZM217 71H218V70H217ZM223 71L225 72V70H223ZM240 71H241V69H240ZM251 71H252V66H251ZM7 72H8V71H7ZM75 72H76V71H75ZM95 72H96V71H95ZM132 72H133V70H132ZM143 72H144V71H143ZM145 72H144V74L148 73V72H146V73H145ZM174 72H175V71H174ZM203 72H205V71H203ZM203 72H202V73H203ZM206 72H205V73H206ZM215 72H216V70H215ZM244 72H245V71H244ZM2 73H3V72H2ZM5 73H6V72H4V74H5ZM60 73H61V72H60ZM64 73H65V72H64ZM70 73H71V72H70ZM90 73H92V72H90ZM97 73H98V72H97ZM139 73H140V72H138V74H139ZM171 73H172V72H171ZM179 73H180V72H179ZM197 73H198V72H197ZM202 73H201V74H202ZM205 73H204L203 75H206ZM217 73H218V72H217ZM221 73H222V72H221ZM229 73H230V75L232 74L231 71H230ZM236 73H237V72H236ZM242 73H243V72H242ZM247 73H248V72H247ZM7 74H8V73H6V75H7ZM48 74H51V73H48ZM62 74H63V73H62ZM72 74H73V73H72ZM95 74H96V73H95ZM148 74H149V73H148ZM213 74H214V73H213ZM213 74H211V75H213ZM219 74H220V70H219ZM234 74H235V73H234ZM243 74H244V73H243ZM256 74H257V73H256ZM263 74H264V73H263ZM2 75H3V74H2ZM2 75H1V72H0V76H2ZM12 75H13V74L11 73V76H12ZM45 75H46V74H45ZM59 75L61 76V74H59ZM67 75H68V74H67ZM96 75H97V74H96ZM98 75H99V74H98ZM136 75H137V74H136ZM146 75H147V74H146ZM149 75H150V74H149ZM149 75H147V77H149ZM152 75H153V73H152ZM209 75H210V73H209ZM230 75H229V77H230ZM238 75H239V74H238ZM253 75H254V73H253ZM260 75H261V74H260ZM4 76H5V75H4ZM4 76H2V77H4ZM9 76H10V73H9ZM9 76H8V79H10ZM63 76H65V75H63ZM99 76H100V75H99ZM130 76H131V74H130ZM153 76H154V75H153ZM207 76H208V75H207ZM214 76H215V75H213V77H214ZM217 76H218V75L216 74L215 77H217ZM250 76H251V74H250ZM13 77H14V76H13ZM111 77H112V76H111ZM150 77H151V76H150ZM200 77H202V76H200ZM203 77H204V76H203ZM203 77H202V78H203ZM229 77H228V78H229ZM236 77H237L236 75H233V76H232V78H233L234 80L237 79ZM245 77H246V76H245ZM251 77H252V76H251ZM260 77H261V76H260ZM262 77H263V76H262ZM6 78H7V77H6ZM55 78H56V77H55ZM55 78H54V79H55ZM67 78H68V76H67ZM134 78H136V76H135ZM139 78H140V77H139ZM141 78H143V76H142ZM151 78H152V77H151ZM172 78H173V77H172ZM205 78H206V76L204 77V79H205ZM239 78H240V77H239ZM249 78H250V77H248V79H249ZM257 78H258V76H257ZM257 78H256V79H257ZM0 79H1V77H0ZM17 79H18V78H17ZM54 79H53V80H54ZM145 79H146V77H145ZM161 79H162V77H161ZM183 79H184V78H183ZM204 79H203V80H204ZM229 79H230V78H229ZM229 79H228V80H229ZM243 79H244V78H243ZM3 80H4V78H3ZM11 80H12V79H11ZM56 80H57V79H56ZM66 80H67V79H66ZM68 80H69V79H68ZM70 80H71V78H70ZM70 80H69V81H70ZM73 80H74V79H73ZM138 80H139V79H138ZM138 80H136L135 83H136ZM142 80H143V79H142ZM148 80H150V79H148ZM148 80H147V81H148ZM162 80H163V79H162ZM195 80H196V79H195ZM246 80H247V79H246ZM249 80H250V79H249ZM257 80H258V79H257ZM12 81H13V80H12ZM64 81H65V80H63V83H64ZM69 81H68L67 83H70V84H71V82H69ZM74 81H75V80H74ZM122 81H123V79H122ZM129 81H130V80H129ZM140 81H141V80H139V82H140ZM147 81H144V82L147 83ZM196 81H197V80H196ZM200 81H202V79H201ZM239 81H240V80H239ZM241 81H242V75H241ZM247 81H248V80H247ZM252 81H253V79H252ZM259 81H260V79H259ZM3 82H5V80H4ZM13 82H14V81H13ZM17 82H18V81H17ZM127 82H128V81H127ZM139 82H138V83H139ZM144 82H143V83H144ZM153 82H154V81H153ZM202 82H203V81H202ZM202 82H201V83H202ZM235 82H236V81H235ZM235 82H234V83H235ZM248 82H249V81H248ZM255 82H257V81H255ZM1 83H2V82H1ZM1 83H0V84H1ZM50 83H52V82H50ZM50 83H49V84H50ZM67 83H66V84H67ZM75 83H76V82H75ZM151 83H152V82H151ZM157 83H158V85H159V80H158ZM193 83L196 84V82H193ZM201 83H200V84H201ZM204 83H205V82H204ZM204 83H202V86L204 85ZM213 83H214V82H213ZM232 83H233V82H232ZM232 83H231V84H232ZM239 83H240V82H239ZM53 84H54V82L52 83V85H53ZM133 84H134V81H133ZM136 84H137V83H136ZM136 84H135V85H136ZM163 84H164V82H163ZM211 84H212V82H211ZM211 84H210V85H211ZM243 84H244V83H243ZM252 84H254V83H252ZM7 85H8V84H7ZM7 85H5V86H7ZM46 85H47V84H46ZM64 85H65V83H64ZM146 85H147V84H146ZM158 85H157V86H158ZM232 85H233V84H232ZM240 85H241V84H240ZM0 86H1V85H0ZM8 86H9V85H8ZM72 86H73V85H72ZM142 86H144V85H142ZM211 86H212V85H211ZM9 87H10V86H9ZM9 87H8V88H9ZM20 87H21V86H20ZM60 87H61V86H60ZM67 87H68V86H67ZM152 87H153V86H152ZM152 87L150 86V88H152ZM154 87H156V84H155ZM154 87H153V89H155ZM198 87H200V85H199ZM234 87H236V86H233V88H231V89H234ZM237 87H238V85H237ZM244 87H245V86H244ZM244 87H242V88H244ZM246 87H247V85H246ZM1 88H2V86H1ZM4 88H5V87H4ZM47 88H48V86H47ZM49 88H50V87H49ZM58 88H59V87H58ZM130 88H131V86L129 87V89H130ZM140 88H141V87H140ZM140 88H139V89H140ZM157 88H159V87H157ZM157 88H156V89H157ZM215 88H216V87H215ZM242 88H240V89L242 90ZM247 88H248V87H247ZM255 88H256V87H255ZM9 89H10V88H9ZM17 89H18V87H17ZM52 89H53V87H52ZM125 89H126V88H125ZM211 89L214 90V86H213V88H210V91H211ZM231 89H230V90H231ZM250 89L252 90V88H250ZM48 90H49V89H48ZM63 90H65V89H63ZM77 90H78V89H77ZM157 90L159 91V89H157ZM157 90H156V91H157ZM161 90H162V88H161ZM200 90H201V89H200ZM217 90H218V88L215 89L214 91H217ZM244 90H245V89H243L242 91H244ZM263 90H264V89H263ZM1 91L5 92V89H4V90H1ZM10 91H11V90H10ZM10 91H9V92H10ZM65 91H66V90H65ZM71 91H72V90H71ZM135 91H136V90H135ZM138 91H139V90H137L136 92H138ZM140 91H141V90H140ZM156 91H155V92H156ZM236 91H237V89H236ZM254 91H255V90H254ZM9 92L7 91L8 94L12 93V92H10V93H9ZM67 92H68V91H67ZM144 92H145V88L143 89V93H144ZM151 92L153 93L152 89H151ZM208 92H209V89H208ZM212 92H213V91H212ZM230 92H231V91H230ZM233 92H234V91H233ZM244 92H245V91H244ZM244 92H243V93H244ZM251 92H252V91H251ZM262 92H263V91H262ZM16 93H17V91H16ZM16 93H15L14 96L17 95ZM40 93H41V92H40ZM47 93H48V92H47ZM52 93H53V92H51V94H52ZM69 93H70V92H69ZM128 93H129V92H128ZM143 93H142V95H143ZM157 93H159V96H160V92H157ZM162 93H163V92H162ZM213 93H214V92H213ZM213 93H211V95H213ZM220 93H221V92H220ZM239 93H240V92H239ZM239 93H237V95H238ZM252 93H253V92H252ZM252 93H251L250 95H252ZM254 93H255V92H254ZM254 93H253V94H254ZM258 93H259V92H258ZM2 94H4V93H1V95H2ZM5 94H6V93H5ZM5 94H4V95H5ZM8 94H7V96H8ZM45 94H46V92H45ZM48 94H50V93H48ZM61 94H62V93H61ZM71 94H72V93H70V95H71ZM135 94H136V93H135ZM137 94H138V93H137ZM140 94H141V93H140ZM147 94H148V96H149V92H148ZM154 94L156 95V93H154ZM164 94H165V93H164ZM207 94H208V93H207ZM231 94H232V93H231ZM247 94H248V92H247ZM263 94H264V92H263ZM65 95H66V94H65ZM65 95H64V96H65ZM67 95H68V94H67ZM157 95H158V94H157ZM162 95H163V94H162ZM173 95H174V94H173ZM198 95H199V94H198ZM215 95H216V93H215ZM219 95H220V94H218V96H219ZM224 95H225V93H224ZM232 95H233V94H232ZM235 95H236V93H235ZM240 95H242V94H240ZM240 95H239V97H240ZM254 95H255V94H254ZM260 95H261V94H260ZM260 95H258V96H260ZM48 96H49V95H48ZM51 96H52V95H51ZM55 96H56V94H55ZM61 96H62V95H61ZM73 96H74V95H73ZM140 96H141V95H140ZM144 96H145V95H144ZM144 96H143V98H144ZM159 96H158V97H159ZM208 96H209V95H208ZM218 96H216V97H218ZM221 96H222V95H221ZM227 96H228V95H227ZM256 96H257V95H256ZM1 97H2V96H1ZM4 97H5V96H4ZM44 97L49 98L50 96H49V97L44 96ZM44 97H43V98H44ZM123 97H125V96H123ZM130 97H131V96H130ZM132 97H133V96H132ZM152 97H153V96H152ZM156 97H157V96H156ZM156 97H154V98H156ZM202 97H203V96H202ZM205 97H206V96H205ZM216 97H215V98H216ZM7 98H10V97H7ZM46 98H45V99H46ZM55 98H56V97H55ZM65 98H66V97H65ZM126 98H127V96H126ZM138 98H140V97L138 96ZM141 98H142V97H141ZM203 98H204V97H203ZM252 98H253V97H251V101H252ZM255 98H256V97H255ZM260 98H262V97H260ZM1 99H2V98H1ZM10 99H11V98H10ZM14 99H15V98H14ZM72 99H73V98H72ZM74 99H75V98H74ZM134 99H135V98H134ZM146 99H147V98H146ZM204 99H205V98H204ZM204 99H202V100H204ZM246 99H247V98H246ZM49 100H50V99H49ZM49 100H48V101H49ZM103 100H104V99H103ZM120 100H121V99H120ZM126 100H127V99H125V103H126ZM142 100H145V99H142ZM149 100H150V99L148 98V100H145V101H147V103H148ZM152 100H153V99H152ZM160 100H161V99H160ZM212 100H213V98H212ZM217 100H218V99H217ZM226 100H227V99H226ZM231 100H232V99H231ZM248 100H249V99H248ZM9 101H10V100H9ZM9 101H7V102H9ZM46 101H47V100H46ZM60 101H61V100H60ZM66 101H67V100H66ZM70 101H71V100H70ZM136 101H137V100H136ZM140 101H141V100L139 99V102H140ZM150 101H151V100H150ZM150 101H149V102H150ZM158 101H159V100H157V102H158ZM235 101L237 102L236 99H235ZM235 101H234V102H235ZM239 101H240V100H239ZM259 101H260V100H259ZM259 101H258V102H259ZM0 102H1V101H0ZM73 102H74V101H73ZM159 102H160V101H159ZM209 102H211V100H209ZM232 102H233V100H232ZM243 102H245V100H244ZM5 103H6V102H5ZM45 103H46V102H45ZM67 103H68V102H67ZM127 103H129V102H127ZM130 103H131V102H130ZM137 103H138V101H137ZM140 103H141V102H140ZM205 103H207V102L205 101ZM9 104H10V103H8V105H9ZM49 104H50V103H49ZM232 104H233V103H232ZM260 104H261V102H260ZM5 105H6V104H3L2 106H5ZM17 105H18V103H17ZM59 105H60V103H59ZM59 105H58V107H59ZM127 105H128V104H127ZM133 105H134V100H133L132 106H133ZM135 105H136V104H135ZM140 105H141V104H140ZM147 105H149V104H147ZM158 105H159V103H158ZM169 105H171L172 108H174V109H175V108H181L180 106H178V105H180V104H179V103H176L175 101H173V102L170 103ZM195 105H197V104H195ZM200 105H201V104H199V106H200ZM208 105H209V104H208ZM208 105H207V106H208ZM236 105H237V104H236ZM242 105H243V104H242ZM242 105H241V106H242ZM246 105H249V103L246 104ZM253 105H255V104H253ZM62 106H63V105H62ZM66 106H67V104H66ZM142 106H144V102L142 103ZM142 106H141V108H142ZM145 106H146V105H145ZM238 106L240 107V105H238ZM244 106H245V105H244ZM244 106H242V107H244ZM0 107H1V105H0ZM7 107H8V106H7ZM10 107H11V106H10ZM117 107H118V109H120V110L123 111V110H124V107H125L124 101H119V102H117ZM137 107H138V104H137ZM150 107H151V106H150ZM150 107H149V108H150ZM155 107H156V103H155ZM155 107H154V108H155ZM253 107H254V106H253ZM259 107H260V106H259ZM127 108H128V107H127ZM131 108H132V107L130 106V109H131ZM135 108H136V106H135ZM135 108H134V109H135ZM154 108H153V110H154ZM157 108H158V107H157ZM204 108H205V106H204ZM5 109L7 110V108H5ZM10 109H11V108H10ZM43 109H44V108H43ZM51 109H53V108H51ZM58 109H59V108H58ZM130 109H128V111H129ZM134 109L132 108L131 112H132ZM147 109H148V107H147ZM158 109H159V108H158ZM234 109H235V108H234ZM238 109L242 110V109H245V107H244V108H237V110H238ZM251 109H253V108H251ZM254 109H255V108H254ZM256 109H257V108H256ZM2 110H3V108H2ZM6 110H5V111H6ZM18 110H19V109H18ZM59 110H60V109H59ZM59 110H57V111H59ZM61 110H62V109H61ZM68 110H70V108H69ZM143 110H144V108H143ZM162 110H163V107H162ZM228 110H230V108H228ZM257 110H258V109H257ZM257 110H256V111H257ZM262 110H264V109H262ZM141 111H142V110H141ZM145 111H147V110H145ZM148 111H149V110H148ZM256 111H255V114H256ZM7 112H8V110H7ZM49 112H51V111L49 110ZM52 112H53V111H52ZM65 112H66V114H67V110H65ZM125 112H126V111H125ZM129 112H130V111H129ZM129 112L126 113L128 116H129ZM143 112H144V111H143ZM154 112H155V111H154ZM242 112L244 113V110H243ZM2 113H3V112H2ZM15 113H16V112H15ZM41 113H42V112H41ZM135 113H136V112H135ZM138 113H139V112H138ZM145 113H146V112H145ZM155 113H156V112H155ZM158 113H159V110H158ZM158 113H157V114H158ZM168 113H169V112H168ZM228 113H229V112H228ZM232 113H233V112H232ZM243 113H241V114H243ZM253 113H254V112H253ZM0 114H1V110H0ZM7 114H8V113H7ZM46 114H47V113H46ZM93 114H94V113H93ZM131 114H132V113H130V115H131ZM133 114H134V113H133ZM148 114H149V113H148ZM245 114H246V112H245ZM1 115H2V114H1ZM38 115H39V114H38ZM42 115H43V114H42ZM44 115H45V114H44ZM138 115H139V114H138ZM138 115H136V117H137ZM144 115H146V114H144ZM14 116H15V115H14ZM14 116H12V118H13ZM16 116H17V115H16ZM56 116H57V115H56ZM58 116H59V114H58ZM67 116H68V115H67ZM128 116H126V117L128 118ZM133 116H134V115H133ZM155 116H156V115H155ZM226 116H227V115H226ZM228 116H229V114H228ZM235 116H236V115H235ZM241 116H242V115H241ZM244 116H245V115H244ZM1 117H2V116H1ZM1 117H0V119H1ZM43 117H44V116H43ZM126 117H125V119H126ZM233 117H234V116H233ZM12 118H11V119H12ZM40 118H41V117H40ZM55 118H56V117H55ZM130 118H131V116H130ZM141 118H142V117H141ZM148 118H149V117H148ZM157 118H158V117H157ZM179 118H180V119H183V115L181 114ZM251 118H252V119H251L250 123H252V122H254V121H258V122L260 121V122L262 123V121H264V111H262V112H258L256 115H254V116L251 117ZM15 119H16V118H15ZM53 119H54V118H53ZM56 119H57V118H56ZM56 119H55V120H56ZM61 119H62V117H61ZM121 119H122V118H121ZM137 119H138V118H137ZM146 119H147V118H146ZM146 119H145L144 122H146V124H147L148 119H147V120H146ZM150 119H151V114H150ZM150 119H149L148 122H150ZM155 119H156V118H155ZM248 119H249V117H248ZM126 120H127V119H126ZM138 120H139V119H138ZM141 120H142V119H141ZM157 120H158V119H157ZM5 121H6V120H5ZM10 121H11V120H10ZM56 121H57V120H56ZM119 121H120V120H119ZM158 121H159V120H158ZM0 122H1V121H0ZM8 122H9V121H8ZM8 122H7V123H8ZM43 122H44V121H43ZM60 122H61V121H60ZM71 122H72V120H71ZM144 122L141 121V123H143V124H142L143 128L146 126V125L144 126ZM221 122H222V121H221ZM1 123H2V122H1ZM11 123H12V122H11ZM13 123H14V122H13ZM17 123H18V121H17ZM33 123H34V122H33ZM126 123H127V122H126ZM136 123H137V122H136ZM235 123H236V122H235ZM19 124H20V123H19ZM29 124H30V123H29ZM49 124H50V122H49ZM8 125H9V124H8ZM21 125H22V124H21ZM51 125H54V124L52 123ZM56 125H57V124H56ZM97 125H98V124H97ZM126 125H127V124H126ZM129 125H130V123H129ZM131 125H132V121H131ZM147 125H149V124H147ZM150 125H151V123H150ZM256 125H257V124H256ZM1 126H2V125H1ZM23 126H24V125H23ZM99 126H100V125H99ZM234 126H235V125H234ZM254 126H255V125H254ZM3 127H4V126H3ZM5 127H6V124H5ZM7 127H8V126H7ZM27 127H28V126H27ZM47 127H48V126H47ZM49 127H50V125H49ZM52 127H53V126H52ZM68 127H69V126H68ZM79 127H81V126H79ZM148 127H149V126H148ZM231 127H232V125H231ZM258 127H261V126H258ZM263 127H264V125H263ZM1 128H2V127H1ZM31 128H33V126H32ZM40 128H41V127H40ZM43 128H44V127H43ZM43 128H42V130H43ZM54 128H55V127H54ZM113 128H114V127H113ZM130 128H131V127H129V130H130ZM138 128H139L138 123H137V124H134L133 127H132V129H133L134 131L137 130ZM141 128H142V127H141ZM141 128H140V129H141ZM3 129H4V128H3ZM11 129H13V128H11ZM19 129H20V128H19ZM27 129H28V128H27ZM35 129H36V128H35ZM37 129H38V128H37ZM51 129H52V128H51ZM132 129H131V130H132ZM140 129H139V130H140ZM235 129H236V128H235ZM235 129L233 128L232 130H235ZM8 130H9V129H8ZM39 130H40V129H39ZM49 130H50V129H49ZM147 130H148V129H147ZM157 130H158V129H157ZM238 130H240V129H238ZM258 130H259V129H258ZM3 131H5V130H3ZM3 131H2V132H3ZM9 131H10V130H9ZM9 131H8V132H9ZM50 131H52V130H50ZM143 131H144V130H143ZM255 131H256V130H255ZM255 131H254V132H255ZM5 132H6V131H5ZM8 132H7L6 134L9 135L10 132H9V133H8ZM11 132H12V130H11ZM21 132H22V131H21ZM46 132H47V131H46ZM101 132H103V130H102ZM141 132H142V130H141ZM0 133H1V131H0ZM56 133H57V132H56ZM139 133H140V131H139ZM139 133H138V134H139ZM144 133H145V132H144ZM239 133H240V132H239ZM261 133H264V132H261ZM128 134H130V133H128ZM2 135H3V134H2ZM15 135H16V134H15ZM44 135H45V133H44ZM59 135H60V134H59ZM126 135H127V133H126ZM134 135H135V133H134ZM234 135H235V134H234ZM243 135H244V134H243ZM243 135H242V136H243ZM261 135H262V134H261ZM6 136H7V135H5V138H4L3 140L6 139V141H9V140L7 139L8 136H7V138H6ZM9 136H11V134H10ZM49 136H51V135H49ZM64 136H65V135H64ZM128 136L130 137V135H128ZM128 136H127V138H128ZM136 136H137V135H136ZM244 136H245V135H244ZM252 136H253V135H252ZM14 137H15V136H14ZM17 137H18V136H17ZM22 137H23V136H22ZM30 137H31V136H30ZM36 137H37V136H36ZM69 137H70V136H69ZM120 137H122V136H120ZM125 137H126V136H125ZM131 137H132V136H131ZM133 137H134V136H133ZM158 137H159V136H158ZM234 137H235V136H234ZM248 137H249V136H248ZM260 137H261V136H260ZM38 138H39V137H38ZM122 138H123V137H122ZM139 138H140V137H139ZM152 138H153V136H152ZM231 138H232V137H231ZM231 138H230L229 141H231V140L233 139V138H232V139H231ZM242 138L244 139V137H242ZM9 139H10V137H9ZM15 139H16V137H15ZM30 139H31V138H30ZM50 139H51V138H50ZM133 139H135V143H136V140L138 139V137H137V138H133ZM145 139H146V138H145ZM149 139H150V138H149ZM235 139H236V138H235ZM1 140H2V139H1ZM22 140H23V139H22ZM27 140H28V138H27ZM78 140H80V139H78ZM259 140H261V139H259ZM10 141H11V140H10ZM12 141H13V140H12ZM17 141H18V139H17ZM43 141H44V140H43ZM47 141H48V140H47ZM132 141H133V140H132ZM149 141H150V140H149ZM210 141H211V143L213 144V146L217 149V151H219V154H221V153H222V152H221V148L219 147L217 141H216L215 139H213V138H212ZM238 141H239V140H238ZM247 141H248V140H247ZM13 142H14V141H13ZM19 142H21V139L19 140ZM25 142H26V140H25ZM121 142H122V141H121ZM145 142H146V141H145ZM145 142H144V143H145ZM234 142H236V141L234 140ZM234 142H233V145H234ZM241 142H242V141H241ZM243 142H244V141H243ZM0 143H1V142H0ZM11 143H12V142H11ZM28 143H29V142H28ZM38 143H39V142H37L36 145H39ZM44 143H45V142H44ZM54 143H55V141H54ZM139 143H140V142H139ZM146 143H147V142H146ZM260 143H261V142H260ZM7 144H8V143H7ZM7 144H6V145H7ZM17 144H18V143L16 142L15 145H17ZM47 144H48V143H47ZM256 144H257V143H256ZM6 145H5V146H6ZM10 145H11V144H10ZM34 145H35V144H34ZM41 145H42V144H41ZM135 145H136V144H135ZM135 145H134V146H135ZM235 145H236V144H235ZM235 145H234V146H235ZM7 146H8V145H7ZM7 146H6V147H7ZM29 146H30V145H29ZM47 146H50V145H47ZM116 146H117V145H116ZM171 146H172V145H171ZM237 146H238V144H237ZM252 146H253V145H252ZM254 146H255V145H254ZM258 146H259V145H258ZM6 147H5V148H6ZM11 147H12V145L10 146V148H11ZM39 147H41V146H39ZM44 147H46V146H44ZM110 147H111V146H110ZM144 147H145V146H144ZM152 147H153V146H152ZM152 147H151V149H152ZM231 147H232V146H231ZM231 147H229V148H231ZM8 148H9V147H8ZM22 148H23V146H22ZM28 148H29V147H28ZM41 148H42V147H41ZM147 148H148V147H147ZM229 148H228V149H229ZM233 148H234V147H233ZM261 148H262V147H261ZM263 148H264V147H263ZM23 149L26 150V148H23ZM32 149H33V147H32ZM45 149H46V148H45ZM118 149H119V148H118ZM238 149H239V148H238ZM2 150H3V148H2ZM19 150H20V148H19ZM38 150H39V149H38ZM55 150H56V149H55ZM55 150H54V152H55ZM71 150H72V149H71ZM169 150H170V149H169ZM42 151H43V150H42ZM140 151H142V150H140ZM148 151H149V150H148ZM230 151H231V149H230ZM240 151H241V150H240ZM245 151H246V152H245L246 154L249 153L248 151H250V148H249V147H246V148H245ZM5 152H6V151H5ZM5 152H4V153H5ZM28 152H29V151H28ZM44 152L46 153V151H44ZM51 152H52V151H51ZM129 152H130V151H129ZM137 152H138V151H137ZM142 152H143V154H144V150H143ZM151 152H152V151H151ZM153 152H154V151H153ZM4 153H3V154L1 153V154H2V156H0L1 158L3 157ZM6 153H7V152H6ZM31 153H32V152H31ZM34 153H35V152H34ZM146 153H147V151H146ZM55 154H56V152H55ZM231 154H232V153H231ZM239 154H240V153H239ZM239 154H238V155H239ZM249 154H250V153H249ZM140 155H142V154H140ZM153 155H154V154H153ZM158 155L160 156V154H158ZM174 155H175V154H174ZM174 155H173V156H174ZM238 155H237V156H238ZM19 156H20V155H19ZM36 156H37V155H36ZM55 156H56V155H55ZM148 156H149V155H148ZM165 156H166V155H165ZM232 156H233V154H232ZM6 157H7V156H6ZM12 157H13V156H12ZM12 157H11V158H12ZM30 157H31V156H30ZM37 157H38V156H37ZM37 157H36V158H37ZM80 157H81V156H80ZM150 157H151V156H150ZM153 157H154V158H155V157L157 158V156H153ZM160 157H161V156H160ZM220 157H221V156H220ZM224 157H225V156H224ZM1 158H0V159H1ZM19 158H20V157H19ZM39 158H41V157H39ZM162 158L164 159L163 156H162ZM170 158H171V157H170ZM176 158H177V157H176ZM236 158H237V157H236ZM258 158H260V159H264V150L258 155ZM6 159H9V157L6 158ZM37 159H38V158H37ZM55 159H56V158H55ZM83 159H84V158H83ZM127 159H128V157H127ZM234 159H235V158H234ZM48 160H49V158L46 159V162H47ZM137 160H138V159H137ZM0 161H1V160H0ZM11 161H12V160H11ZM25 161H26V160H25ZM49 161H50V160H49ZM119 161H121V160L119 159ZM138 161H139V160H138ZM164 161H165V160H164ZM166 161H167V159H166ZM223 161H224V160H223ZM236 161H237V160H236ZM242 161H244V160H242ZM12 162H13V161H12ZM35 162H36V161H35ZM155 162H156V161H155ZM233 162H234V161H233ZM258 162H259V161H258ZM13 163H14V162H13ZM21 163H22V162H21ZM37 163H38V162H36V164H37ZM52 163H53V162H52ZM124 163H125V162H124ZM156 163H158V162H156ZM159 163H161V162H159ZM24 164H25V163H24ZM39 164H40V163H39ZM142 164H143V163H142ZM28 165H29V164H28ZM158 165H159V164H158ZM160 165H161V164H160ZM162 165H163V164H162ZM164 165H165V164H164ZM180 165H182V164H180ZM39 166H40V165H39ZM155 166L157 167V165H155ZM213 166H214V165H213ZM241 166H242V165H241ZM36 167H37V165H36ZM47 167H48V168H51L52 166L47 162ZM127 167H128V166H127ZM130 167H131V166H130ZM130 167H129V168H130ZM86 168H87V166H86ZM137 168H138V167H137ZM153 168H154V166H153ZM26 169H27V168H26ZM32 169H33V168H32ZM32 169H31V171H33ZM35 169H36V168H35ZM154 169H155V168H154ZM160 169L163 170V171H165V170L167 169V166H166V167H165V166H161ZM28 170L30 171V169H28ZM120 171H121V170H120ZM2 172H3V171H2ZM4 172L6 173V171H4ZM26 172H27V171H26ZM131 172H132V170H131ZM146 172H147V171H146ZM146 172H145V173H146ZM151 172H152V171H151ZM153 172H154L155 174H158L157 172H159V171H157V170H156V171L153 170ZM35 173H36V172H35ZM44 173H46V171H45ZM154 173H153V174H154ZM166 173H168V172H166ZM166 173H164V174H166ZM147 174H148V173H147ZM153 174H152V176H154ZM3 175H4V174H3ZM3 175H1V177H2ZM37 175H38V174H37ZM40 175H41V174H40ZM149 175H150V172H149ZM160 175H162V173H161ZM38 176H39V175H38ZM119 176H120V175H119ZM127 176H128V175H127ZM152 176H151V178H153ZM162 176H163V175H162ZM1 177H0V178H1ZM42 177H43V173H42ZM121 177H122V176H121ZM225 177H227V176H225ZM261 177H262V176H261ZM45 178H46V177H45ZM147 178H148V177H147ZM159 178H161V176H160ZM233 178H234V177H233ZM2 179H3V178H2ZM42 179H43V178H42ZM42 179H41V180H42ZM81 179H82V178H81ZM121 179H122V178H121ZM127 179H129V178H127ZM3 180H4V179H3ZM27 180H28V179H27ZM38 180H39V179H38ZM143 180H144V179H143ZM31 181H32V180H31ZM46 181H47V180H46ZM83 181H84V180H83ZM94 181H95V180H94ZM120 181H121V180H120ZM123 181H124V180H123ZM128 181H129V180H128ZM135 181H136V180H135ZM140 181H141V180H140ZM163 181H164V180H163ZM10 182H11V180H10ZM26 182H27V181H26ZM38 182H39V181H37L36 183H38ZM40 182H41V181H40ZM42 183H43V182H42ZM121 183H122V181H121ZM121 183H120V184H121ZM126 183H128V182L126 181ZM126 183H125V187H126ZM142 183H143V182H142ZM146 183H147V182H146ZM240 183H241V182H240ZM30 184H31V182H30ZM40 184H41V183H40ZM40 184H39V185H40ZM120 184H119V185H120ZM138 184H139V183H138ZM36 185L38 186V184H36ZM133 185H134V184H133ZM141 185H142V184H141ZM143 185H144V183H143ZM23 186H24V184H23ZM26 186H27V185H26ZM28 186H29V184H28ZM37 186H36V187H37ZM86 186H87V185H86ZM89 186H90V185H89ZM139 186H140V185H138V188H139ZM147 186H148V185H147ZM149 186H150V185H149ZM14 187H15V186H14ZM14 187H13V188H14ZM38 187H39V186H38ZM47 187H48V186H47ZM122 187H123V186H122ZM134 187H136V186H134ZM150 187H151V186H150ZM3 188H4V187H3ZM32 188H33V187H32ZM86 188H88V186H87ZM90 188L92 189V186H91ZM90 188H89V189H90ZM103 188H104V187H103ZM120 188H121V187H120ZM142 188H145V187L143 186ZM142 188H141V189H142ZM167 188H168V187H167ZM226 188H227V187H226ZM10 189H11V188H10ZM15 189H16V188H15ZM17 189H18V187H17ZM20 189H21V188H20ZM28 189H29V188H27V191H28ZM73 189H74L73 191H75V188H73ZM89 189H88V191H89ZM95 189H96V188H95ZM131 189H132V188H131ZM139 189H140V188H139ZM30 190H32V189H30ZM103 190H104V189H103ZM33 191H34V190H33ZM36 191H37V190H36ZM40 191H41V190H40ZM73 191H71L73 196H72V200H71V199H70V200H71V204H72V206H73V209L77 210V209L80 208V205L82 204V201H83V199L85 198V196H83V197H82V196L79 197L78 195L73 194ZM76 191H77V190H76ZM82 191H83V190H82ZM94 191H95V190H94ZM133 191H134V190H133ZM136 191H137V190H136ZM140 191H141V190H140ZM140 191H139V192H140ZM143 191H144V190H143ZM143 191H142V193H143ZM147 191H149V189H148ZM168 191L170 192V190H168ZM6 192H7V191H6ZM8 192H9V191H8ZM28 192H29V191H28ZM114 192H115V191H114ZM0 193H1V192H0ZM10 193H11V192H10ZM79 193H80V192H79ZM79 193H78V194H79ZM83 193H84V192H83ZM87 193H88L87 195H90V194L92 193V191H91L90 194H89V192H87ZM147 193L149 194V192H147ZM152 193H153V192H152ZM263 193H264V192H263ZM8 194H9V193H8ZM102 194H103V193H102ZM135 194H136V193H135ZM35 195H36V193H35ZM35 195H34V196H35ZM40 195H41V194H40ZM40 195H38V196H40ZM137 195H138V194H137ZM141 195H142V194H141ZM154 195H155V193H154ZM32 197H33V196H32ZM135 197H136V196H135ZM139 197H140V196H139ZM0 198H1V197H0ZM38 198H39V197H38ZM70 198H71V197H70ZM86 198H87V196H86ZM141 198H142V197H141ZM143 198H144V197H143ZM171 198H173V197H171ZM112 199H113V198H112ZM115 199H116V198H115ZM70 200H69V201H70ZM140 200H141V199H140ZM0 201H1V200H0ZM69 201H68V202H69ZM97 201H98V200H97ZM130 201H132V200H130ZM136 201H137V198H136ZM167 201H168V200H167ZM260 201H261V200H260ZM2 202H3V200H2ZM4 202H6V201H4ZM9 202H10V199H9ZM23 202H24V201H23ZM41 202H42V201H41ZM55 202H56V201H55ZM64 202H65V198H60V199H58V202H57L58 207H60ZM94 202H95V201H94ZM138 202H140V201H138ZM263 202H264V201H263ZM6 203H7V202H6ZM83 203H85V202H83ZM133 203H134V202H133ZM136 203H137V202H136ZM261 203H262V202H261ZM4 204H5V203H4ZM4 204H3V205H4ZM17 204H18V203H17ZM34 204H35V203H34ZM69 204H70V203H68V205H69ZM120 204H121V206H123V207H126V205H127V204H125V203L122 202V201H120ZM139 204H140V203H139ZM168 204H170V203H168ZM83 205H84V204H83ZM141 205H142V204H140V206H141ZM261 205H262V204H261ZM0 206H1V204H0ZM18 206H19V205H18ZM32 206H33V205H32ZM168 206H169V205H168ZM1 207H2V206H1ZM15 207H16V206H15ZM39 207H40V206H39ZM259 207H260V206H259ZM37 208H38V207H37ZM19 209H20V208H19ZM28 209H29V208H28ZM116 209H117V208H116ZM120 209H121V207H120ZM134 209H135V208H134ZM8 210H9V209H8ZM112 210H113V209H112ZM115 211H116V210H115ZM119 211H120V210H119ZM114 213H115V212H114ZM259 213H260V210H259ZM259 213H258V215H259ZM261 213H262V212H261ZM11 214H12V212H11ZM24 214H25V213H24ZM116 214H117V213H116ZM126 214H127V213H126ZM13 215H14V214H13ZM25 216H26V215H25ZM28 216H29V215H28ZM13 217H14V216H13ZM18 217H20V215H19ZM21 217H22V216H21ZM74 217H75V216H74ZM111 217H112V216H111ZM125 217H126V216H125ZM256 217H257V216H256ZM260 217H261V218L264 217V213H262V216H260ZM5 218H6V217H5ZM16 218H17V217H16ZM108 218H109V217H108ZM114 218H115V217H114ZM18 219H19V221H20V218H18ZM119 219H121V215H120V218H119ZM262 219H264V218H262ZM9 220H10V219H9ZM12 220H13V218H12ZM22 220H24V218H23ZM22 220H21V222H22ZM102 220H103V223H106V221H107V219H106L105 217L102 218ZM112 220H114V219H112ZM116 220H117V219H116ZM177 220H178V219H177ZM110 221H111V220H110ZM119 221H120V223H121V220H119ZM132 221H133V220H132ZM8 222H9V221H8ZM113 222H114V221H113ZM178 222H179V221H178ZM253 222H254V221H253ZM262 222H263V221H262ZM6 223H7V222H6ZM115 223H116V222H115ZM117 223H119V222H117ZM145 223H146V222H145ZM255 223H256V222H255ZM257 223H258V221H257ZM257 223H256V224H257ZM11 224H12V223H11ZM27 224H28V223H27ZM29 224H30V222H29ZM128 224H129V223H128ZM22 225H23V224H22ZM106 225H107V224H106ZM109 225H110V223H109ZM109 225H108V226H109ZM113 225L116 226L115 224H113ZM182 225H183V224H182ZM261 225H263V223H262ZM13 226H14V224H13ZM19 226H20V225H19ZM35 226H36V225H35ZM111 226H112V225H111ZM134 226H135V225H134ZM134 226H133V227H134ZM15 227H16V226H15ZM25 227H26V226H25ZM39 227L42 228L43 230H45V227H44L43 224H40ZM152 227H153V225H152ZM255 227H256V226H255ZM109 228H110V227H109ZM109 228H106V230H104L103 232H101V233L99 234V239H100L101 241L105 239V236H106L108 233H110L111 230H110ZM111 228H112V227H111ZM252 228H254V227L252 226ZM19 229H20V228H19ZM22 229H23V228H22ZM27 229H28V228H27ZM56 229H57V228H56ZM114 229H115V228H114ZM135 229H136V228H135ZM254 229H255V228H254ZM262 229H263V228H262ZM118 230L120 231V233H125L126 228H125L124 226H120ZM133 230H134V229H133ZM255 230H256V229H255ZM259 230H261V229H259ZM178 231H179V230H178ZM18 232H19V231H18ZM115 232H116V230H115ZM155 232H156V231H155ZM27 233H28V232H27ZM102 233H104V234L102 235ZM129 233H130V232H129ZM137 233H138V232H137ZM137 233H136V234H137ZM134 234H135V232H134ZM134 234H133V235H134ZM140 234H141V233H140ZM180 234H181V233H180ZM137 235H138V234H137ZM177 235H178V234H177ZM197 235H198V234H197ZM260 235H261V234H260ZM260 235H258V236H260ZM11 236H12V234H11ZM25 236H26V235H25ZM62 236H63V235H62ZM112 236H113V235H112ZM122 236H123V235H122ZM124 236H125V235H124ZM124 236H123V237H124ZM145 236H146V235H145ZM258 236H256V237H258ZM129 237H130V236H129ZM129 237H128V238H129ZM131 237H132V236H131ZM138 237H139V236H138ZM215 237H216V236H215ZM107 238H108V236H107ZM107 238H106V239H107ZM111 238H112V237H111ZM217 238H218V236H217ZM259 238H260V237H259ZM47 239H49V241H53V240L57 239V234H56V232H53V233H52ZM113 239H115V233H114V238H113ZM253 239H255V241L257 240V238H253ZM124 240H125V239H124ZM124 240H123V242H124ZM11 241H12V240H11ZM58 241H59V240H58ZM255 241H253V242H255ZM258 241H259V240H258ZM59 242H60V241H59ZM59 242H58V244H59ZM121 242H122V241H121ZM208 242H209V241H208ZM217 242H218V241H217ZM263 242H264V241H263ZM14 243H15V242H14ZM204 243H205V242H204ZM29 244H30V243H29ZM84 244H85V242H84ZM201 244H202V243H201ZM251 244H252V243H251ZM13 245H14V244H13ZM22 245H23V242H22ZM24 245H26V244H24ZM202 245H203V247H204V244H202ZM215 245H216V243H215ZM217 245H218V244H217ZM262 245H263V244H262ZM57 246H59V245H57ZM111 246H112V245H111ZM134 246H135V245H134ZM219 246H220V245H219ZM225 246H226V245H224V247H225ZM115 247H116V245L114 246V248H115ZM191 247H192V246H191ZM191 247H190V248H191ZM222 247H223V246H222ZM222 247H221V248H222ZM224 247H223V249H224ZM111 248H112V247H111ZM120 248H121V247H120ZM169 248H170V245H167V246L165 247V249H169ZM215 248H216V246H215ZM218 248H219V247H218ZM95 249H96V248H95ZM138 249H139V248H138ZM141 249H142V247H141ZM143 249H144V248H143ZM143 249H142V250H143ZM151 249H152V248H151ZM182 249H183V248H182ZM219 250H220V249H219ZM246 250H247V249H246ZM115 251H116V250H115ZM119 251H120V249H119ZM127 251H128V250H127ZM208 251H209V250H208ZM125 252H126V251H124V253H125ZM179 252H180V251H179ZM193 252H194V251H193ZM220 252L223 253V250H221ZM256 252H257V251H256ZM145 253H146V252H145ZM177 253H178V251H177ZM204 253H205V252H204ZM18 254H19V253H18ZM143 254H144V253H143ZM143 254L141 253V255H143ZM178 254H180V253H178ZM193 254H194V253H193ZM217 254H218V253H217ZM233 254H234V253H233ZM14 255H15V254H14ZM131 255L133 256L134 254H131ZM137 255H138V254H137ZM139 255H140V254H139ZM139 255H138V257H139ZM147 255H148V254H147ZM147 255H146V256H147ZM175 255H176V254H175ZM181 255H182V254H181ZM256 255H257V253H256ZM118 256H119V254H118ZM134 256L136 257V255H134ZM150 256H151V255H150ZM176 256H177V255H176ZM178 256H179V255H178ZM250 256H251V254H250ZM17 257H18V256H17ZM17 257H16V258H17ZM19 257H20V256H19ZM120 257H121V256H120ZM124 257H125V256H124ZM138 257H137V258H138ZM142 257H143V256H142ZM258 257H260V256H258ZM43 258H45V257H43ZM115 258H116V257H115ZM118 258H119V257H118ZM130 258H131V256H130ZM130 258H129V259H130ZM132 258H133V257H132ZM137 258H136V259H137ZM220 258H221V257H220ZM17 259H18V258H17ZM119 259H120V258H119ZM121 259H122V258H121ZM260 259H261V258H260ZM262 259H263V257H262ZM262 259H261V260H262ZM15 260H16V259H15ZM15 260H14V261H15ZM31 260H32V258H31ZM97 260H98V259H97ZM97 260H96V262H97L98 264H106V263H103V261H105V260H103V259L98 260V261H97ZM131 260H132V259H131ZM143 260H144V258H143ZM143 260L141 259L142 262H143ZM190 260H191V259H190ZM254 260H255V259H254ZM263 260H264V259H263ZM263 260H262V262H264ZM16 261H18V260H16ZM35 261H36V260H34V262H35ZM111 261H112V260H111ZM121 261H122V260H121ZM134 261H135V260H134ZM236 261H237V260H236ZM256 261H257V260H256ZM18 262H19V261H18ZM27 262H28V261H27ZM113 262H114V261H113ZM162 262H163V261H162ZM249 262L251 263V261H249ZM252 262H253V261H252ZM258 262H259V261H258ZM11 263H12V262H11ZM11 263H10V264H11ZM116 263H117V262H116ZM131 263H133V262H131ZM135 263H136V262H135ZM137 263H138V262H137ZM246 263H247V261H246ZM15 264H16V263H15ZM34 264H37V263H34ZM44 264H45V263H44ZM75 264H76V263H75ZM121 264H122V263H121ZM138 264H140V263H138ZM141 264H142V263H141ZM216 264H217V263H216Z\"/></svg>",
    "mask_w": 264,
    "mask_h": 264
}]
</instances>
